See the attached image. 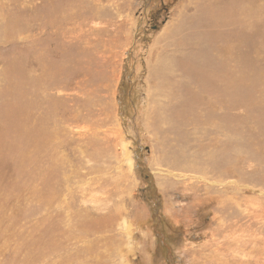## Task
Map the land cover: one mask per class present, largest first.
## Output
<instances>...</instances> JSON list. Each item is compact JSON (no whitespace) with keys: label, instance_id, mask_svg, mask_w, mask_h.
<instances>
[{"label":"rangeland","instance_id":"374dc122","mask_svg":"<svg viewBox=\"0 0 264 264\" xmlns=\"http://www.w3.org/2000/svg\"><path fill=\"white\" fill-rule=\"evenodd\" d=\"M0 264H264V0H0Z\"/></svg>","mask_w":264,"mask_h":264},{"label":"trees","instance_id":"16d2710c","mask_svg":"<svg viewBox=\"0 0 264 264\" xmlns=\"http://www.w3.org/2000/svg\"><path fill=\"white\" fill-rule=\"evenodd\" d=\"M160 5L162 7V12H166L167 11L166 10V7H164L165 4H163V2H160ZM149 222L152 224V226H155L156 223H157V219L150 217ZM171 229H173V227L170 226L169 222H166V220L164 219V217L161 216V215H159V221H158V224L156 225L155 230H158L161 233L163 232L162 234H165V242H166L167 246H169L170 248L174 249L176 247V244L178 242V239L181 237V234H180V229L179 228H177V230L174 229L172 231L173 237L170 238L167 235V233ZM158 246L160 248H162V249H166V247L160 241L158 242Z\"/></svg>","mask_w":264,"mask_h":264},{"label":"flooded vegetation","instance_id":"af4514ba","mask_svg":"<svg viewBox=\"0 0 264 264\" xmlns=\"http://www.w3.org/2000/svg\"><path fill=\"white\" fill-rule=\"evenodd\" d=\"M155 19H156V17H155ZM152 21V20H151ZM155 27V26H154ZM146 177V176H145ZM148 177V176H147ZM153 218H155V219H157V223H156V225L158 224V221H159V215L158 214H155L154 213V217ZM156 232L158 231V230H155Z\"/></svg>","mask_w":264,"mask_h":264},{"label":"crops","instance_id":"0c3cea01","mask_svg":"<svg viewBox=\"0 0 264 264\" xmlns=\"http://www.w3.org/2000/svg\"><path fill=\"white\" fill-rule=\"evenodd\" d=\"M161 37V36H160ZM157 43V42H156ZM156 43H155V39L153 41V44H151L152 46H156Z\"/></svg>","mask_w":264,"mask_h":264},{"label":"bare ground","instance_id":"6f19581e","mask_svg":"<svg viewBox=\"0 0 264 264\" xmlns=\"http://www.w3.org/2000/svg\"><path fill=\"white\" fill-rule=\"evenodd\" d=\"M181 2V1H180ZM187 168V167H186Z\"/></svg>","mask_w":264,"mask_h":264}]
</instances>
